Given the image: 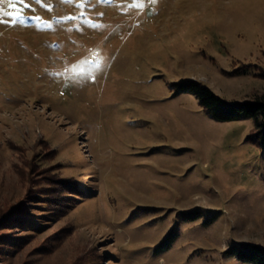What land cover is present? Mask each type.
<instances>
[{"label":"rangeland","instance_id":"rangeland-1","mask_svg":"<svg viewBox=\"0 0 264 264\" xmlns=\"http://www.w3.org/2000/svg\"><path fill=\"white\" fill-rule=\"evenodd\" d=\"M185 81L264 96V0H0V264H249L264 150Z\"/></svg>","mask_w":264,"mask_h":264},{"label":"trees","instance_id":"trees-1","mask_svg":"<svg viewBox=\"0 0 264 264\" xmlns=\"http://www.w3.org/2000/svg\"><path fill=\"white\" fill-rule=\"evenodd\" d=\"M174 87L178 93L193 95L205 114L218 122L234 121L242 117L249 119L254 129L252 142L264 150V96L242 103H226L208 87L195 81L181 82ZM170 237L167 236L157 248L168 247ZM224 254L243 263L264 264V248L259 245L231 246Z\"/></svg>","mask_w":264,"mask_h":264},{"label":"snow or ice","instance_id":"snow-or-ice-1","mask_svg":"<svg viewBox=\"0 0 264 264\" xmlns=\"http://www.w3.org/2000/svg\"><path fill=\"white\" fill-rule=\"evenodd\" d=\"M21 3H24V0H20ZM9 15H14L13 13H9Z\"/></svg>","mask_w":264,"mask_h":264}]
</instances>
